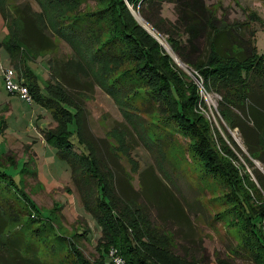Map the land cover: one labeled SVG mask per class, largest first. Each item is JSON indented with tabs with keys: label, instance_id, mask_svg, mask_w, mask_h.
Here are the masks:
<instances>
[{
	"label": "rangeland",
	"instance_id": "rangeland-1",
	"mask_svg": "<svg viewBox=\"0 0 264 264\" xmlns=\"http://www.w3.org/2000/svg\"><path fill=\"white\" fill-rule=\"evenodd\" d=\"M75 1L76 4L71 8L58 6L51 10L60 17L61 25L72 20L75 15L97 12L103 7L98 0ZM25 2L37 12L41 10L37 0H0V8L6 14L5 22L0 15V40L7 30L13 36L17 33L19 24L13 6ZM206 3H214L213 9H216L218 16L224 15L226 21L247 22L249 30L246 32L254 31L256 51L263 55L264 67V0H206ZM128 8L144 28L141 20L148 23L131 5ZM246 12L254 14L256 20L249 18ZM162 14L174 17L169 3L163 4ZM105 26V20L102 19L99 26L88 34L92 46L103 43L108 36ZM151 30L165 41L168 51L150 33L177 66L195 80L199 95L195 111L222 131L215 117L218 114L216 109L219 96L213 91H205L192 69L184 63L182 66L178 64L176 58H179L171 50L165 35L161 36L152 28ZM54 41L56 48L50 53L36 56L40 53L28 52L26 65L43 90L55 81L58 91H66L84 109L83 136L89 141L93 155L113 172L116 192L120 193L119 186L124 187L126 179L130 181L133 189L129 188V191H139L136 194L137 200L143 204L150 223L172 239L175 253L185 255L198 264H216L217 258L226 259L230 264H254L238 248L246 236L241 226L240 207L235 204L230 187L220 174L207 169L194 148L196 139L171 117L163 98L154 97L152 83L147 78H142L135 90L127 95L137 91L135 97H153V111L139 112L138 116L131 114L132 112L125 113L98 85L97 75L102 65L86 63L83 53L79 54L63 39L54 37ZM131 65L132 63L117 65L113 74ZM2 68H12L16 73L15 79L22 78L17 67L10 63L6 50L1 47L0 168L14 187L6 179L0 180V207L7 220L0 231V257H7V250H3L5 236L20 230L27 239L38 238L40 247L46 248L45 254L39 250L37 257L40 259H55L58 264H78V255L71 248L75 247L86 260L95 261L99 258L95 246L100 236V227L84 209L80 189L71 179L68 164L58 158L54 145L43 137V130L56 126L51 109L34 100L29 103L16 93L8 92L4 87ZM222 123L225 125L224 121ZM228 131L239 147L237 150L231 142L225 143L234 154L229 159L231 168L235 170L238 190L245 193L246 197L249 196L247 199L250 204L259 207L264 203V184L258 182L253 169L264 176V166L255 158V155H259L264 159V131L258 133V152L254 155L247 151L237 128H228ZM220 134L225 138L224 133ZM148 137L151 141L154 137L161 139L150 142ZM216 147L222 155L227 156L218 143ZM75 149L78 150V147ZM244 155L253 165L248 164ZM150 166L156 169L148 171ZM153 188L169 192H157L155 199L148 194L151 190L153 193ZM18 190L25 195V199ZM131 193L129 195L133 196ZM163 194L167 195L165 201L160 198ZM26 198L33 206L26 204ZM174 203L181 205L185 213L175 212ZM170 211L173 212L172 215ZM14 215L17 217L16 221L12 220ZM83 230L86 233L72 236L76 231ZM54 232L66 235L73 245L69 247L67 239L58 238ZM16 251L14 254L17 257L24 256L26 259L21 242L17 243ZM104 259L106 262L111 261L108 254H104Z\"/></svg>",
	"mask_w": 264,
	"mask_h": 264
},
{
	"label": "trees",
	"instance_id": "trees-1",
	"mask_svg": "<svg viewBox=\"0 0 264 264\" xmlns=\"http://www.w3.org/2000/svg\"><path fill=\"white\" fill-rule=\"evenodd\" d=\"M37 1L41 7L38 12L27 2L14 4L18 31L13 36L7 30L0 40V47L6 50L10 63L20 71L22 78H19L27 86L32 100L51 109L56 126L43 130V137L54 145L58 158L68 164L71 179L80 189L84 209L100 227V236L95 246L99 258L91 262L75 247H71L73 243L66 235L54 232L58 238L67 239L69 247L78 255V264H111V261L106 262L104 259V254H108L111 247L116 249L127 264L198 263L175 253L172 239L152 226L143 204L137 200L136 194L139 191H129V188L133 189L130 181L126 179V185L119 186L120 193L116 192L113 172L93 155L89 141L83 136L84 109L66 91H58L54 79V83L44 90L37 84L26 65L28 52L40 53L36 56L52 52L56 48L54 37L69 42L79 54L83 53L86 63L102 65L97 75L98 85L125 113L132 112L131 114L138 116L139 112L153 111V97H135L137 91L127 95L135 90L142 78H147L152 83L154 97L163 98L171 117L196 139L194 148L207 169L220 174L230 187L233 200L240 207L241 226L246 236L238 248L254 264H264V203L254 207L248 202L249 196L239 192L235 170L231 168L229 159L234 154L225 144L229 141L238 150L239 147L228 131V128H237L247 151L254 155L258 152V133L264 131L263 55L256 51L254 31L246 32L249 30L247 22L226 21L224 15H217L216 9H213L214 3L209 5L206 0H98L103 7L97 12L75 15L72 20L61 25V19L56 12L52 13L53 9L58 6L71 8L76 1ZM164 3L171 5L173 18L162 14ZM128 5L136 9L154 31L166 36L165 40L171 50L192 69L204 90L213 91L219 96L216 109L218 114L215 117L222 131L195 111L199 100L195 80L177 66L163 46L137 22ZM0 15L5 22L4 9L0 8ZM246 15L251 19L255 17L249 12ZM102 19L105 20V33L108 36L103 43L92 46L88 34L99 26ZM124 63L132 65L113 74L114 68ZM62 70L63 68L60 69V75ZM220 132L225 134V138ZM148 139L154 142L161 138L154 137L152 141L149 137ZM217 143L227 156L217 150ZM76 146L78 150L75 149ZM244 157L249 165H253L247 156ZM255 158L264 166L263 158L259 155H255ZM154 169V166L147 168L148 171ZM140 173L142 174L141 171ZM253 173L263 185L264 176L257 169H253ZM5 176L7 174L0 168V180L6 179L14 187ZM153 189L155 191L151 193V190L148 194L155 199L157 192H169ZM165 194L160 197L162 201L166 199ZM20 195L25 199L21 191ZM27 203L29 204L26 198ZM30 204L33 206L32 202ZM174 204L175 212L185 213L181 205ZM169 213L173 214L172 211ZM12 217L13 221L17 220L15 215ZM6 223L0 207V231ZM84 233L86 230L76 231L72 236ZM29 239L20 230L6 235L3 250H7V257H0V264H58L55 259L37 257L39 250L43 254L47 250L40 247L38 238ZM18 242H21V247L25 250L26 259L14 254L17 252ZM216 264L230 263L226 259L217 258Z\"/></svg>",
	"mask_w": 264,
	"mask_h": 264
},
{
	"label": "built area",
	"instance_id": "built-area-1",
	"mask_svg": "<svg viewBox=\"0 0 264 264\" xmlns=\"http://www.w3.org/2000/svg\"><path fill=\"white\" fill-rule=\"evenodd\" d=\"M1 72L4 79L5 89L8 92L16 93L21 99L30 103L32 101L31 94L27 86L22 83L19 77L18 79H15V71L12 68H2ZM108 255L110 256L111 264H127L113 247L109 249Z\"/></svg>",
	"mask_w": 264,
	"mask_h": 264
},
{
	"label": "water",
	"instance_id": "water-1",
	"mask_svg": "<svg viewBox=\"0 0 264 264\" xmlns=\"http://www.w3.org/2000/svg\"><path fill=\"white\" fill-rule=\"evenodd\" d=\"M143 25V24H142ZM144 26V25H143ZM144 28L149 32V33H151L163 46H164V48L168 51V48L162 43V41L158 38V36L157 35H155L153 32H151V31H149L145 26H144ZM176 60L179 62L178 64L179 65H183V62L182 61H180L179 59H177L176 58Z\"/></svg>",
	"mask_w": 264,
	"mask_h": 264
},
{
	"label": "bare ground",
	"instance_id": "bare-ground-1",
	"mask_svg": "<svg viewBox=\"0 0 264 264\" xmlns=\"http://www.w3.org/2000/svg\"><path fill=\"white\" fill-rule=\"evenodd\" d=\"M141 22L143 23V25L149 30V31H151V32H153L152 30H151V28H150V26L148 25V24H146L145 22H143L142 20H141ZM155 35H157L155 32H153ZM158 36V35H157ZM158 38L161 40V38L158 36ZM162 41V40H161ZM163 42V41H162ZM163 44L165 45V41L163 42ZM166 46V45H165ZM167 47V46H166ZM168 48V47H167ZM169 49V48H168Z\"/></svg>",
	"mask_w": 264,
	"mask_h": 264
},
{
	"label": "crops",
	"instance_id": "crops-1",
	"mask_svg": "<svg viewBox=\"0 0 264 264\" xmlns=\"http://www.w3.org/2000/svg\"><path fill=\"white\" fill-rule=\"evenodd\" d=\"M1 48V47H0Z\"/></svg>",
	"mask_w": 264,
	"mask_h": 264
}]
</instances>
